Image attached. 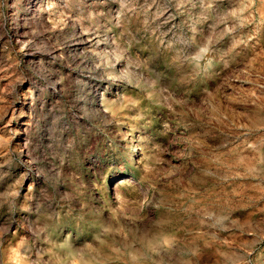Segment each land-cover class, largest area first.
<instances>
[{"label": "clouds", "instance_id": "obj_1", "mask_svg": "<svg viewBox=\"0 0 264 264\" xmlns=\"http://www.w3.org/2000/svg\"><path fill=\"white\" fill-rule=\"evenodd\" d=\"M0 73V264H264V0H0Z\"/></svg>", "mask_w": 264, "mask_h": 264}, {"label": "rangeland", "instance_id": "obj_2", "mask_svg": "<svg viewBox=\"0 0 264 264\" xmlns=\"http://www.w3.org/2000/svg\"><path fill=\"white\" fill-rule=\"evenodd\" d=\"M6 75L7 73H0V90L8 85V80L2 78ZM0 95H4L6 101L2 106V110H0V131H7L8 128H11L15 129L19 135H23L24 133L20 131L21 126H23V128L29 127V124L24 122L30 116L24 109L29 104L34 105L35 102L32 96L25 94L21 97L19 102L13 104L7 92L0 91ZM5 126H7V128ZM121 171H123V169H121ZM108 177H111V170L107 174L106 179Z\"/></svg>", "mask_w": 264, "mask_h": 264}]
</instances>
